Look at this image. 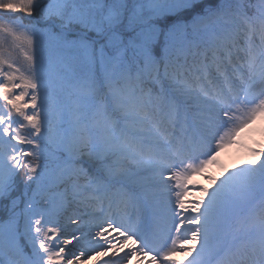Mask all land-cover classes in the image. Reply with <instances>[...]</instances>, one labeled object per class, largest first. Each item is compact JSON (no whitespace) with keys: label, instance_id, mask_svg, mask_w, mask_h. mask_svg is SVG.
Masks as SVG:
<instances>
[{"label":"snow or ice","instance_id":"obj_1","mask_svg":"<svg viewBox=\"0 0 264 264\" xmlns=\"http://www.w3.org/2000/svg\"><path fill=\"white\" fill-rule=\"evenodd\" d=\"M257 121L264 0H0V264H264Z\"/></svg>","mask_w":264,"mask_h":264},{"label":"rangeland","instance_id":"obj_2","mask_svg":"<svg viewBox=\"0 0 264 264\" xmlns=\"http://www.w3.org/2000/svg\"><path fill=\"white\" fill-rule=\"evenodd\" d=\"M262 121H257L256 125L252 128L246 130L241 136V143L236 145H230L222 150V157L224 159L216 160L214 163H209L201 174L195 173L191 180L193 183L198 185H203L204 187L213 186V180L220 177L226 169H232L234 165L241 162L242 159L246 158L247 150L249 146L256 147L264 145V134H262L259 129ZM235 149V150H234ZM200 191L198 188H191L190 195L187 197L188 200H194L200 196ZM114 235V233H113ZM132 242L129 241V244ZM188 255L182 256V260ZM148 258L138 259V256H133L129 264H148ZM96 257H91L87 261V264H94Z\"/></svg>","mask_w":264,"mask_h":264},{"label":"bare ground","instance_id":"obj_3","mask_svg":"<svg viewBox=\"0 0 264 264\" xmlns=\"http://www.w3.org/2000/svg\"><path fill=\"white\" fill-rule=\"evenodd\" d=\"M235 150V149H234ZM222 150H221V152L218 154V156H217V160H219V159H224L223 157H222ZM198 174H201L202 173V171H200V172H197ZM187 244H191V241H187ZM174 257L178 260L180 257H182V256H184V255H188V253L187 252H179V251H177V252H175L174 254Z\"/></svg>","mask_w":264,"mask_h":264},{"label":"trees","instance_id":"obj_4","mask_svg":"<svg viewBox=\"0 0 264 264\" xmlns=\"http://www.w3.org/2000/svg\"><path fill=\"white\" fill-rule=\"evenodd\" d=\"M92 257H94V256H92Z\"/></svg>","mask_w":264,"mask_h":264}]
</instances>
